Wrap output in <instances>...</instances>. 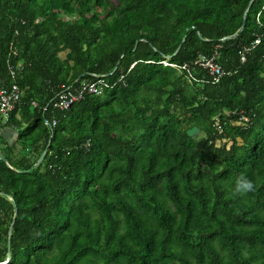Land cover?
I'll return each mask as SVG.
<instances>
[{
    "label": "trees",
    "instance_id": "trees-1",
    "mask_svg": "<svg viewBox=\"0 0 264 264\" xmlns=\"http://www.w3.org/2000/svg\"><path fill=\"white\" fill-rule=\"evenodd\" d=\"M0 81V264H264V0H0Z\"/></svg>",
    "mask_w": 264,
    "mask_h": 264
},
{
    "label": "built area",
    "instance_id": "built-area-1",
    "mask_svg": "<svg viewBox=\"0 0 264 264\" xmlns=\"http://www.w3.org/2000/svg\"><path fill=\"white\" fill-rule=\"evenodd\" d=\"M13 53L15 52L13 51ZM161 63L166 64L164 61ZM194 64L204 69L213 81H217L223 75L220 65L215 62L214 55L211 57L200 55L194 61ZM18 66L20 68V64ZM181 68L185 69L186 67L183 66ZM10 73L11 76H14L15 70L11 69ZM101 85V80H87L80 82V84L75 87L70 86L64 88L62 86L60 87L62 90L55 95L52 106L59 110H65L72 103L81 100L87 94L99 95L101 92ZM21 96L22 92L15 82H11L10 85H5L3 81H0V126L7 123L10 112L20 102ZM32 105L35 106V103L32 102ZM53 124L54 122H52V125Z\"/></svg>",
    "mask_w": 264,
    "mask_h": 264
},
{
    "label": "clouds",
    "instance_id": "clouds-1",
    "mask_svg": "<svg viewBox=\"0 0 264 264\" xmlns=\"http://www.w3.org/2000/svg\"><path fill=\"white\" fill-rule=\"evenodd\" d=\"M231 194L237 196H246L248 193L255 191L254 181L244 171L234 173L229 180Z\"/></svg>",
    "mask_w": 264,
    "mask_h": 264
},
{
    "label": "crops",
    "instance_id": "crops-1",
    "mask_svg": "<svg viewBox=\"0 0 264 264\" xmlns=\"http://www.w3.org/2000/svg\"><path fill=\"white\" fill-rule=\"evenodd\" d=\"M0 137L7 141V143L13 144L16 139V133L10 130V128L3 126L0 128Z\"/></svg>",
    "mask_w": 264,
    "mask_h": 264
},
{
    "label": "water",
    "instance_id": "water-1",
    "mask_svg": "<svg viewBox=\"0 0 264 264\" xmlns=\"http://www.w3.org/2000/svg\"><path fill=\"white\" fill-rule=\"evenodd\" d=\"M186 134H187V136L192 137V138L195 139V138H197L199 136L200 129L198 127H196V126H193V127H191V128H189V129L186 130ZM44 155H45V151H43L41 153L40 157L37 160V164H39L42 161Z\"/></svg>",
    "mask_w": 264,
    "mask_h": 264
},
{
    "label": "rangeland",
    "instance_id": "rangeland-1",
    "mask_svg": "<svg viewBox=\"0 0 264 264\" xmlns=\"http://www.w3.org/2000/svg\"><path fill=\"white\" fill-rule=\"evenodd\" d=\"M201 134V133H200ZM199 134V135H200ZM1 153L4 155L5 153H4V151H1ZM1 153H0V158L2 159V155H1Z\"/></svg>",
    "mask_w": 264,
    "mask_h": 264
}]
</instances>
